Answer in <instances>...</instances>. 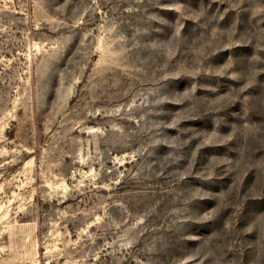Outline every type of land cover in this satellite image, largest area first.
<instances>
[{
    "label": "rangeland",
    "instance_id": "obj_1",
    "mask_svg": "<svg viewBox=\"0 0 264 264\" xmlns=\"http://www.w3.org/2000/svg\"><path fill=\"white\" fill-rule=\"evenodd\" d=\"M0 264H264V0H0Z\"/></svg>",
    "mask_w": 264,
    "mask_h": 264
}]
</instances>
